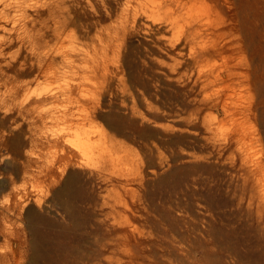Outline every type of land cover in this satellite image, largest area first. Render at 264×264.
<instances>
[{
	"label": "rangeland",
	"instance_id": "rangeland-1",
	"mask_svg": "<svg viewBox=\"0 0 264 264\" xmlns=\"http://www.w3.org/2000/svg\"><path fill=\"white\" fill-rule=\"evenodd\" d=\"M28 4L19 25L30 42L0 60L15 56L8 75L30 82L19 102L56 93L57 79L29 66L53 48L119 70L91 80L71 128L48 121L14 136L11 102L0 107V264H264V0L198 3L216 47L175 74L146 52L136 2L65 0L79 18L60 42L57 0ZM64 148L81 150L67 167Z\"/></svg>",
	"mask_w": 264,
	"mask_h": 264
},
{
	"label": "bare ground",
	"instance_id": "bare-ground-1",
	"mask_svg": "<svg viewBox=\"0 0 264 264\" xmlns=\"http://www.w3.org/2000/svg\"><path fill=\"white\" fill-rule=\"evenodd\" d=\"M201 1L202 0H127L128 3L136 2L137 4V8L133 13L134 22L136 23L141 19L144 20V22H149L144 24L147 30L146 32L152 37L150 39L152 44H150V47L148 46L149 48L146 49V52L149 55H158V66L162 69H166L168 73L175 74L180 69L198 59L202 53H213L216 47V45H214V47L208 48L205 45L206 30H209V28L207 25L203 24V20L195 14L197 4ZM64 4L65 0H57L56 7L58 8V12H60V14L62 13L61 15L65 14V16H62L60 21L56 23L55 30H53L55 32L54 34L59 38L57 39L59 42L62 40L63 33L66 29L75 26L79 18V13L77 14L75 10L69 8L68 11H65L67 7H64ZM28 5V0H0V22L8 25V27L10 26V29H8L5 25H0V33H3L2 38L0 37V60L10 54L12 50L10 52H8V50L12 49L16 44H21L20 46L24 47L26 43L30 42L28 41V34H26V31L19 25V22H21L20 18L25 17V13L28 11L26 10ZM73 13L74 15H72ZM62 18H64L63 21ZM125 30L126 29H124V31ZM177 31L178 35H175ZM8 57L9 56L6 58L8 59ZM12 57V62L10 63L3 64L1 62L2 60L0 61V107L6 106L11 102L12 107L7 111V119L11 125L6 128L14 136L23 134L26 130L25 128L30 132L39 131V128H45L48 121L62 120L71 128L78 123V119L82 116L77 112L89 103L87 100L88 95L92 93V89L94 90V87L91 88V80L93 78H101L104 81H109V76L112 75V73H117L119 70V66L116 67L117 70L114 69L115 67L111 70L105 63L102 64V62L97 61H95V64L90 65L88 54H84L81 58L77 59L78 57L74 58V53L72 54L67 51V49L65 50L64 46H60L56 49L53 48L49 50V52H46L44 57L41 58L37 64L33 65V62L29 66L31 69L36 68L39 73L46 78L57 79L59 87L56 93L51 95H28L24 100L19 102V99L24 96L23 92L28 89L30 82H21L8 75L7 71L13 70L15 64L18 62L15 56ZM57 59L61 60V64H59L60 62H56ZM164 59H167L169 62H165ZM23 65L25 66V64ZM25 70L27 69L23 68L20 75L26 74L27 71ZM119 80L123 83V79L119 78ZM125 88L126 86L123 85V93L127 90ZM61 98L69 103L66 105L64 111L62 110V114H46L41 110L43 104L52 100L59 101ZM76 107L79 108L78 111H75ZM3 120L6 121L4 118ZM60 139L59 137L58 140ZM80 152L81 150L79 149L76 150L72 148L67 150L64 148L61 150L58 160L60 163L64 161L67 167L71 165L76 158H80ZM67 182L65 183V187L60 189L56 194V198L63 210L69 208V198L68 201L66 198L71 191H69Z\"/></svg>",
	"mask_w": 264,
	"mask_h": 264
}]
</instances>
